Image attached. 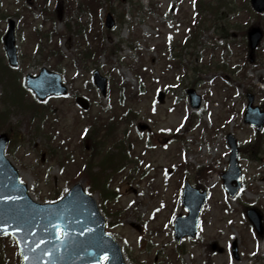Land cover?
I'll list each match as a JSON object with an SVG mask.
<instances>
[{"label":"rangeland","instance_id":"rangeland-1","mask_svg":"<svg viewBox=\"0 0 264 264\" xmlns=\"http://www.w3.org/2000/svg\"><path fill=\"white\" fill-rule=\"evenodd\" d=\"M113 1L104 0L110 8ZM192 1L118 0L113 6L118 26L113 34L107 33L105 37L120 45L110 62L100 56L99 69L106 77L110 72L111 75H120L126 87L134 93L139 88V82L143 81L145 91L141 97H135L133 108L137 111L138 121L127 130V135L136 141L134 152L141 156L140 166L136 169L134 165L126 164L123 177L130 175L131 180L121 185L117 181L113 184L119 187L118 197L106 202V210L123 211L118 222H115V217H107L113 223L108 231L121 244L126 264H207V261L211 264H264V235L252 236L241 207V204L249 205L264 216V129L257 133L254 127L244 122L248 94L254 97V106L264 103V37L259 49L249 56L248 44L242 33L246 22V30L257 23V19L249 15L250 11L247 12L250 2L206 0L205 3L211 4L216 15H202L196 28L201 35L198 38L201 45L196 50L184 47L186 38H189L186 37V30L192 26L194 15ZM24 3L26 0H0V36L5 33L8 21L2 17H14L17 22L20 68L12 71L17 75L19 84H22L26 74L36 75L42 65H48L41 59L42 55L36 53L38 38L28 35V27L33 21L25 19L29 13L24 10ZM36 4L33 0L31 8L39 15ZM52 9L56 11L55 7ZM77 15L78 12L74 13L70 20L72 32L78 26L85 27L87 32V18L78 20ZM262 16L260 27L264 31ZM69 17L70 14H64L63 22L58 21L56 16L52 17V21L55 20L52 23L56 24L57 32L63 38L61 46L67 59L62 65L55 62L50 65L61 70L70 83L72 94L77 91L81 97L75 102L70 94V97L52 99L43 105L26 93V101L32 103L34 100L40 110H45V114L31 118L32 112L24 113L17 109L9 119L13 135L8 156L21 171L22 181L29 186L34 199L42 203L62 195L76 177L86 187L85 178H90L84 175L80 164L94 159L96 152L87 138L88 134H85L95 123L92 118L109 108L111 96L108 92V97L103 99L93 88L95 65L87 67L78 64L76 52L82 40L71 31L70 34L65 32L64 23ZM171 46L178 48L175 53L182 59L181 69L176 71L167 64L166 51ZM1 59L3 65L8 66L2 40ZM206 64L211 68L204 67ZM8 77L10 83L16 85L10 74ZM6 79L0 73V109L14 111L8 101H2ZM189 88H194L203 99L198 111L190 108L185 93ZM159 92L165 93L162 102L158 101ZM15 95L21 102L20 88L15 90ZM97 97H100L101 103ZM89 101L94 109L84 113L81 109L86 111ZM48 109L50 111L46 112ZM191 113H195V117L191 118L194 126L188 124ZM27 118L32 122H27ZM38 124L41 130L36 134L30 127ZM140 124L147 125L148 129L139 130ZM4 129L0 127V133ZM58 134L57 144L53 143V135ZM228 134L236 138L240 148L261 137L259 159H255V154L249 156L242 153L239 157L243 188L238 202L231 200L229 212L224 208L226 193L222 181L218 174L212 175L211 182L207 184L211 198L203 210L198 237V242L211 246L212 250L209 252L201 243L194 244L186 239L179 244L182 252L176 256L174 250L178 244L174 242L173 221L177 216L187 215L181 204L174 206L177 186L181 180L195 185L197 169L205 166L225 171L230 153L226 140ZM175 136L181 137L178 140ZM53 144L57 147L61 145V150H57L66 153L67 157L75 156L78 165L73 167L66 161L63 168L58 165L56 156L52 155L56 148L48 154ZM87 146L91 150H86ZM184 148L186 156L180 152ZM98 151L101 153L103 149ZM180 164H186L189 171H184ZM115 178L119 179L117 175ZM96 200L103 208L104 202L99 195H96ZM235 243L239 254L237 260L233 256ZM5 246L7 248L3 246L2 250L8 254V259L4 264H17L13 248L8 243ZM257 252L260 259L250 257Z\"/></svg>","mask_w":264,"mask_h":264},{"label":"water","instance_id":"water-1","mask_svg":"<svg viewBox=\"0 0 264 264\" xmlns=\"http://www.w3.org/2000/svg\"><path fill=\"white\" fill-rule=\"evenodd\" d=\"M252 5L257 12H264V0H252ZM106 25L109 28L115 25L110 15ZM261 37L259 29L249 33L252 50L258 46ZM4 43L11 65L17 66L13 22L10 23ZM95 81L103 95H106V79L96 72ZM27 85L40 100L67 92L60 76L46 69L38 77L28 76ZM188 93L193 108H198L200 97L193 90ZM263 119L264 116L257 122L249 120L247 116V121L258 125L259 130ZM229 140L233 149L230 170H235V180L238 182V186L230 191L234 196L239 188L237 148L231 137ZM8 141L6 135L0 136V234L9 233L14 236L24 264H101L105 257H109L107 264H124L118 244L104 233L105 219L100 216L94 200L84 193L81 185H76L63 201L53 205H40L28 196L27 187L19 182L18 171L5 157ZM206 199L205 193L200 194L189 186L186 187L183 202L191 213L187 218L176 220L178 241L187 235L195 238L198 216ZM249 215L260 230V217L254 211ZM60 228L63 238L58 236Z\"/></svg>","mask_w":264,"mask_h":264},{"label":"trees","instance_id":"trees-1","mask_svg":"<svg viewBox=\"0 0 264 264\" xmlns=\"http://www.w3.org/2000/svg\"><path fill=\"white\" fill-rule=\"evenodd\" d=\"M94 2V0H90ZM200 1H196V5L199 6ZM201 7H204V4L202 3L200 5ZM43 40H46L47 44V50L50 51L49 55L46 57V60H50L53 56H57L59 61L64 60V56L61 54V50L59 47V44H55L57 41L60 40L56 37V31L53 28L50 32H46V37L43 38ZM96 49L93 48V44L88 43L85 48L83 49L81 55L82 60H88L93 59L94 54H98L99 47L96 45ZM93 54V55H92ZM57 59V60H58ZM10 69L9 67H6V70ZM13 78V75H11ZM8 77V76H7ZM14 80V79H13ZM4 89H3V96L6 94L8 98L11 101V107H14V111H10L9 108H6L5 110L0 109V127H5L4 131L13 135L12 132V124H10L9 119L11 115L15 114V111L17 110V97L15 95L16 85H12L10 83V77L6 79L4 82ZM127 88L122 87L121 93H120V103H123V100L126 98L127 95ZM119 109V108H116ZM35 113H37L36 109L33 110ZM35 114H31V118H34ZM102 117H97L95 119V123L92 124V129L90 133V139L93 143L98 144H106L107 142H113L116 143V146L120 149V157H113V153L109 154L105 159L102 160L101 163H99L97 166H93L92 162L85 164H82L81 168L83 170L84 175L88 176L90 179L89 181V189L91 192H94L95 190H98L103 197H108L111 195V192H109L108 186V178L104 177L106 176L105 171L107 173V170H111V173L114 174V172H117L116 169L119 168L121 165H124L126 154L124 147L127 145L125 138L119 134L118 130H120L123 126L133 123L137 119L136 113L132 112L131 110L127 111L124 115H119L117 110H112L110 113L107 114V117L105 120H101ZM27 122H32V119L27 118ZM35 130H39V125L36 126ZM76 162V161H75ZM106 163H112L115 164L114 166L110 167ZM96 169V170H95ZM107 176H110L108 174Z\"/></svg>","mask_w":264,"mask_h":264},{"label":"bare ground","instance_id":"bare-ground-1","mask_svg":"<svg viewBox=\"0 0 264 264\" xmlns=\"http://www.w3.org/2000/svg\"><path fill=\"white\" fill-rule=\"evenodd\" d=\"M13 238L14 236L11 234V236H8L5 238V241L9 243L10 247H13ZM10 253V252H9ZM11 254V253H10ZM0 257H1V262L5 263V260L8 259V254L3 252L2 248H0ZM17 258V256H15Z\"/></svg>","mask_w":264,"mask_h":264},{"label":"snow or ice","instance_id":"snow-or-ice-1","mask_svg":"<svg viewBox=\"0 0 264 264\" xmlns=\"http://www.w3.org/2000/svg\"><path fill=\"white\" fill-rule=\"evenodd\" d=\"M65 235H66V233H65Z\"/></svg>","mask_w":264,"mask_h":264}]
</instances>
